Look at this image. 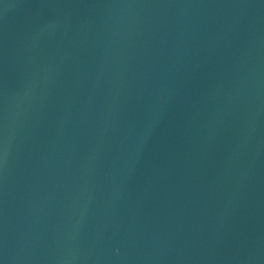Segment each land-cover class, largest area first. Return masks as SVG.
Here are the masks:
<instances>
[{"label": "water", "instance_id": "obj_1", "mask_svg": "<svg viewBox=\"0 0 264 264\" xmlns=\"http://www.w3.org/2000/svg\"><path fill=\"white\" fill-rule=\"evenodd\" d=\"M0 264H264V0H0Z\"/></svg>", "mask_w": 264, "mask_h": 264}]
</instances>
